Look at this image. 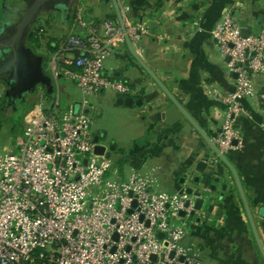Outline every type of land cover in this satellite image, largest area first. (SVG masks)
<instances>
[{
  "label": "built area",
  "instance_id": "2783aa9c",
  "mask_svg": "<svg viewBox=\"0 0 264 264\" xmlns=\"http://www.w3.org/2000/svg\"><path fill=\"white\" fill-rule=\"evenodd\" d=\"M83 2L73 19L80 33L58 38L49 58L52 93L37 88L23 134L0 153V264H199L175 223L192 210L195 196L157 192L141 173L112 179L110 163L95 153L87 99L139 90L105 76L104 62L124 33L115 20L84 16ZM127 11L120 8L124 26ZM242 29L227 12L211 32L235 75L234 89L217 95L226 110L213 143L224 155L238 139L234 122L243 99L255 96L264 116V88L256 92L251 84L253 75L264 77V23L258 34L244 37ZM126 33L131 42L138 37L134 29ZM63 82L82 97L67 110L60 106Z\"/></svg>",
  "mask_w": 264,
  "mask_h": 264
},
{
  "label": "crops",
  "instance_id": "0c3cea01",
  "mask_svg": "<svg viewBox=\"0 0 264 264\" xmlns=\"http://www.w3.org/2000/svg\"><path fill=\"white\" fill-rule=\"evenodd\" d=\"M117 2L120 8H128L125 26L134 29L138 36L130 42L140 61L213 142L226 110L217 95H227L234 89V77L228 73L226 60L211 32L225 14L231 12L248 34H258L264 23V0ZM93 3L102 5L100 18L92 16L89 5ZM84 5L87 18L117 21L110 0H84ZM49 27L47 24L46 28ZM50 32L55 41L49 47L55 49L58 38L79 34L80 30L72 21L61 23L57 30ZM108 60L116 62V66L110 68L117 81L139 90L128 97L134 102L140 100L141 104L133 103L131 107L117 106L115 100L119 97L112 92L95 96L115 108V112L134 106L137 110L134 112L140 126L137 142H141L135 144V153L129 162L142 172L133 173L151 179L154 190L162 182L171 191L168 193H186L191 189L209 195L214 203L213 212L204 224L196 223L195 217H187L189 225L184 221L176 224L182 228L183 244L190 248L199 264H264L226 165L199 133L187 126L182 116L175 122L167 121L173 117L167 115L173 107L171 101L134 59L125 43ZM121 63L125 69H119ZM251 84L256 92L262 90L264 77L253 75ZM62 93H67L66 88ZM241 104L244 112L234 122L238 139L225 156L239 177L264 249V116L255 96L243 99ZM94 137L99 139L95 134ZM218 211L221 214L215 218Z\"/></svg>",
  "mask_w": 264,
  "mask_h": 264
},
{
  "label": "water",
  "instance_id": "95a60500",
  "mask_svg": "<svg viewBox=\"0 0 264 264\" xmlns=\"http://www.w3.org/2000/svg\"><path fill=\"white\" fill-rule=\"evenodd\" d=\"M109 0H105L108 2ZM118 25L121 27L122 32L124 33V43L127 45L131 55L134 57L136 61H138L139 65L143 67V69L148 73V75L156 82L158 87L163 91V93L168 97L171 101L173 107L168 111L167 115H171L173 117L167 118V121L175 122L181 116L187 121V126L191 129L197 131L199 135L207 142L213 152L217 155V157L226 165V167L231 172L233 179L235 181L237 191L239 193L241 202L243 204L245 213L247 215L250 228L253 233V237L255 239L257 248L264 260V249L261 244L259 235L256 231L252 215L249 210V206L244 195L239 177L236 173V170L232 167V165L227 160L226 156L220 152L217 146L202 132V130L196 125L193 119L188 115V113L184 110L181 104L171 95V93L164 87V85L154 76V74L140 61L139 57L136 55L130 39L126 33V28L124 26V21L120 12V7L117 0H110ZM71 0H26L27 8L24 11L23 15L21 16L20 20L15 25V31L9 46L13 49H10L9 54L4 59H0V68L6 74H8L11 83H9V91L16 92L18 94L23 93H33L37 86L42 87L45 89L47 94L52 93V86L49 77L44 73L42 69V58L38 55L31 53L27 49H23V38L24 35L27 33L28 28L33 25L35 19L41 12H45L46 10H56L59 9L62 12L68 10ZM242 36H248V32L244 29L241 31ZM14 46L19 47L18 49H14ZM228 60L227 58L225 59ZM119 69H125L124 63L119 65ZM235 78V75L233 76ZM140 105L141 101L134 100L130 97L126 98H117L115 100V104L117 106H127L131 107L132 104ZM75 108L77 109L78 106L76 105ZM95 143H98L97 139H94ZM95 153L98 155H104V157L108 160L110 158V151H106L104 147L97 145L95 147ZM186 193L189 195H193L196 197L192 205V210L189 214L185 212H180L179 217L186 218V217H195L196 223L204 224L208 221L210 215L213 212L214 203L210 201L209 195H204L201 192H192L191 189H187ZM200 216H197V215ZM221 214V211H218L217 216ZM160 238L163 237L162 234L158 235ZM154 260V257H152Z\"/></svg>",
  "mask_w": 264,
  "mask_h": 264
},
{
  "label": "rangeland",
  "instance_id": "374dc122",
  "mask_svg": "<svg viewBox=\"0 0 264 264\" xmlns=\"http://www.w3.org/2000/svg\"><path fill=\"white\" fill-rule=\"evenodd\" d=\"M7 1V3H9L12 0ZM89 6L92 9L93 17L100 18L102 16V5L93 3ZM75 12L76 10H74L71 15L72 20L75 17ZM83 15L85 16L86 14L83 12ZM47 24L48 26H50V29L46 28ZM60 25L61 22L57 13H48L43 18H39L35 24V30L36 34H38L39 42L37 47H35L34 49L39 54L40 52L44 53V50L46 51V53L44 54L45 58L42 54L40 55L42 56L43 67L47 73V76L49 75L47 69L48 61L53 51L55 50L49 47V45L53 44L55 41V38L50 34V31L57 30ZM108 59H106L104 62V74L105 76H110L111 78L116 80L113 76V71L110 68L115 67L116 62L110 61ZM60 82L62 83V81ZM63 83L68 94L60 92V106L62 110H67L70 108L71 104L80 101L82 97L72 83ZM106 93H109V91H105L103 94ZM87 100L88 104L91 107L89 116L92 120V132L99 137L100 144H102L107 151H110V158L108 159V162L110 163V169L107 176L115 180H120L121 177L123 178L122 180H126L127 177H129L130 174L133 173V171H139L135 169L134 165H131V162H129V158L132 157L135 153V144L141 142H137V138L139 137L140 133V126H138V123L135 121L136 116L134 114V112L137 110L134 106V108H121L124 109L122 112H115V108H110L109 106H107L102 98L98 99V97H90ZM27 101V106L25 107L24 111L14 120L13 125H1L0 153L7 152L13 149V147L15 148L17 138L23 134L24 123L31 116L32 110L34 108L32 93L29 95V100ZM156 189L155 190L157 192H171L164 187V184L162 182H159V185L158 187H156ZM180 219L182 220L176 221L175 223L181 224V222L184 221L189 225V220L187 217H180Z\"/></svg>",
  "mask_w": 264,
  "mask_h": 264
},
{
  "label": "flooded vegetation",
  "instance_id": "af4514ba",
  "mask_svg": "<svg viewBox=\"0 0 264 264\" xmlns=\"http://www.w3.org/2000/svg\"><path fill=\"white\" fill-rule=\"evenodd\" d=\"M80 0H71L68 10L62 12L59 9L56 10H46L45 12H41L35 19L33 25H31L27 33L24 35L23 38V49L29 50L31 53L35 55H40L34 49V47L30 44V38L32 35L36 33L35 24L39 18H43L48 13H57L59 16V20L61 23H64L68 20L73 11L76 8ZM7 0H0V59H4L7 54H9V50L13 49L9 46L11 38L13 37L15 31V25L20 20L21 16L23 15L24 11L27 8L26 0H12L7 3ZM19 47L14 46V49H18ZM42 58V56L40 55ZM42 69L44 73L47 75L44 67H43V60H42ZM9 83L11 80L4 71L0 68V127L2 124H9L13 125L14 120L24 111L25 107L28 104L29 100V93L18 94L16 92L9 91ZM12 84V83H11ZM40 86H37V88ZM35 91L32 93V98L35 94ZM97 138V137H94ZM98 139V138H97ZM98 145L104 147L100 144L98 139ZM105 148V147H104ZM106 150V148H105Z\"/></svg>",
  "mask_w": 264,
  "mask_h": 264
},
{
  "label": "trees",
  "instance_id": "16d2710c",
  "mask_svg": "<svg viewBox=\"0 0 264 264\" xmlns=\"http://www.w3.org/2000/svg\"><path fill=\"white\" fill-rule=\"evenodd\" d=\"M72 18L70 17L68 20H66L65 22L66 23H68V24H70V23H72ZM39 39H38V34H34V35H32L31 36V38H30V44L35 48V47H37V45H38V41Z\"/></svg>",
  "mask_w": 264,
  "mask_h": 264
}]
</instances>
